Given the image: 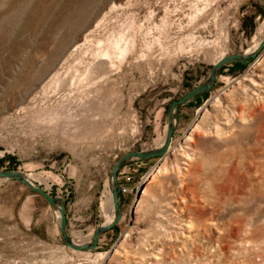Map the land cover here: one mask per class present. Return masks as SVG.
Returning <instances> with one entry per match:
<instances>
[{"label":"rangeland","instance_id":"rangeland-1","mask_svg":"<svg viewBox=\"0 0 264 264\" xmlns=\"http://www.w3.org/2000/svg\"><path fill=\"white\" fill-rule=\"evenodd\" d=\"M263 34L264 0H0V170L47 176L34 183L86 242L115 216L102 202L117 160L159 148L170 103ZM262 52L223 64L173 113L176 150L198 125L187 187L170 172L174 151L120 167L121 217L92 249L67 246L58 210L0 178V264H264V109L237 117ZM164 155L167 172L149 178Z\"/></svg>","mask_w":264,"mask_h":264},{"label":"water","instance_id":"water-1","mask_svg":"<svg viewBox=\"0 0 264 264\" xmlns=\"http://www.w3.org/2000/svg\"><path fill=\"white\" fill-rule=\"evenodd\" d=\"M264 47V34L263 37L255 51V53L260 52ZM254 56V55H253ZM250 57V56H249ZM247 59V57L241 55L240 53H233L229 55L223 56L221 59H219L217 62L212 64L209 72L208 78L201 82L189 90H187L180 98L173 100L168 108V125H167V133L166 138L164 141V144L160 146L159 148L153 149V150H145V151H136L131 150L124 154L122 157H120L117 162L114 164V166L111 169V198H112V204L115 208V216L113 217L112 221L107 224H101L95 227L93 230V234L91 236V239L89 242L84 243H76L73 241L71 236L67 232V224H66V215H65V203L64 201L58 197L51 195L48 191H46L43 187H41L39 184L31 183L27 178H25L22 173L18 170H0V178H11L15 179L18 182L25 185L28 189L32 190L33 192L40 194L46 202L51 205L52 207L56 208L59 211L60 220H59V229L63 238L64 243L72 248L73 250H89L94 247H96L99 236L111 229L113 226H115L120 217H121V207L119 203V191H120V185L118 183V171L120 167L130 158L132 157H142V158H149L154 157L158 155H162L165 150L167 149L172 134L174 131V125L172 124L173 120V113H176L178 109L188 102L191 98L197 96L198 94L205 92L209 90L215 81L216 78V72L217 70L226 63L230 62H243Z\"/></svg>","mask_w":264,"mask_h":264},{"label":"bare ground","instance_id":"bare-ground-1","mask_svg":"<svg viewBox=\"0 0 264 264\" xmlns=\"http://www.w3.org/2000/svg\"><path fill=\"white\" fill-rule=\"evenodd\" d=\"M261 39L262 38L257 36L256 41L253 45H251L250 47L244 49L243 51H241L239 53L241 55L247 57V58L249 56L256 55L257 53H255V51H256ZM122 53L124 55V52H122ZM103 55L106 58V56L108 54L106 52ZM142 55L143 54H141L140 56H142ZM116 56H118V54ZM223 56L224 55L221 54V56L217 60L221 59ZM262 56H264V52L259 53V55L255 59V60H257L255 63L259 64L258 61H262V63L264 64V58ZM121 57H122V55H121ZM103 64L104 63H101V64L99 63V65H103ZM107 64H108V67L110 68L113 66L114 63L111 62V60H110L107 62ZM253 74L255 75L256 78L244 77V79L248 80V83L244 84V85H240V86L241 87L247 86V90L245 91L246 95L248 96V98L255 99V100L251 101L250 103H246L245 106H244V103H238V106L240 108V113H238V115H237L238 118L241 116H244V117L247 116L249 118H252L254 113H257L260 109H264V73L253 71ZM229 91H233V90L230 89ZM251 94H254V95L252 96ZM244 109H247V111L242 113ZM175 123H176V121L173 118L172 124L175 125ZM242 123L246 124L248 122L246 121V119H242ZM250 124H251V122H250ZM197 126L198 125L196 123H194L193 127L190 129V132H188V134L184 136V141H185L184 144L178 145V150H176V148H172L171 145H168L167 149L165 150L166 152H164V154H167V153L172 152V151H174L176 153L177 161H174L173 163H171L170 172H174L176 174L175 182H177V184L179 183V185L183 186V187L188 186V183L192 179V175L194 172L192 170V164H193V160H194L195 155H196V147L191 142L195 141L192 134L196 133L194 131L196 130V128L198 129ZM166 133H167V131H166ZM166 133L164 134L162 139L158 140L157 143H159V146H162L164 144V141L166 138ZM165 159H166V155H164V157L162 158L161 163H158L157 165H155V167L149 172V175H148L149 178H151L155 174H162L164 172H167L168 169H167V164L165 162ZM172 166H174L173 170H171ZM21 173L31 183H34L36 180H39V181H46L47 180V176L43 175L42 173H39V174H36L33 176L26 175L24 172H21ZM144 190H145V187L143 186V188L141 190L142 193L144 192ZM185 198H186V196L183 195V197H181V200H184ZM105 204L108 206H112L113 205L112 204V198L108 197L107 200L102 202L103 206ZM57 212L59 214V211H57ZM176 218H177V223H179V225H177L178 228H181L182 230L186 231L187 233L192 232L194 230V228H195L194 223H191L190 221H187V220L182 219V218L179 219L177 215H176ZM112 219H113V214L111 213V217H109V219L107 221H105L103 224H107V223L111 222ZM180 233H182V231ZM85 240H87L86 242L90 241L89 237H87ZM74 242H76V241H74ZM76 243H78V242H76Z\"/></svg>","mask_w":264,"mask_h":264},{"label":"built area","instance_id":"built-area-1","mask_svg":"<svg viewBox=\"0 0 264 264\" xmlns=\"http://www.w3.org/2000/svg\"><path fill=\"white\" fill-rule=\"evenodd\" d=\"M128 179H129V178H128ZM120 190H121V191H125L126 188H125L124 186L120 185Z\"/></svg>","mask_w":264,"mask_h":264}]
</instances>
